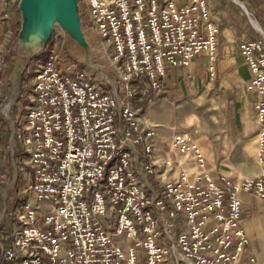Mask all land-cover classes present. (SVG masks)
Instances as JSON below:
<instances>
[{
    "label": "built area",
    "instance_id": "1",
    "mask_svg": "<svg viewBox=\"0 0 264 264\" xmlns=\"http://www.w3.org/2000/svg\"><path fill=\"white\" fill-rule=\"evenodd\" d=\"M79 2L115 77L93 62L63 70L54 50L32 68L12 133L25 182L0 212V264H257L244 252L240 193L264 201V37L238 44L256 96L259 173L218 179L180 130L166 146L197 171L174 177L178 161L155 157L158 125L140 103L159 95L170 68L215 57L208 1Z\"/></svg>",
    "mask_w": 264,
    "mask_h": 264
},
{
    "label": "crops",
    "instance_id": "2",
    "mask_svg": "<svg viewBox=\"0 0 264 264\" xmlns=\"http://www.w3.org/2000/svg\"><path fill=\"white\" fill-rule=\"evenodd\" d=\"M207 1L217 26L215 57L210 59L206 52H201L188 66L170 68L163 89L145 102L144 115H141L158 125L154 148L157 160L160 162L164 156H170L178 161L173 167L174 177L182 170L190 177L197 171L192 161L166 146L175 132L188 130L205 156L207 170L218 179L224 175L238 182L260 171L256 96L245 87L251 71L238 44L245 38L264 37L249 17L251 15L264 31V0H239L249 13L234 0ZM11 2L0 0V115L11 121L10 139L15 128L13 118L20 114L28 100L25 85L30 76L24 70L31 67L34 51L33 43L30 46L26 43V48L21 49L26 55L13 52L2 64V53L14 31L9 22L14 13L10 9ZM240 196V225L249 239L244 252L254 254L257 264H264V201L248 192L242 191Z\"/></svg>",
    "mask_w": 264,
    "mask_h": 264
},
{
    "label": "rangeland",
    "instance_id": "3",
    "mask_svg": "<svg viewBox=\"0 0 264 264\" xmlns=\"http://www.w3.org/2000/svg\"><path fill=\"white\" fill-rule=\"evenodd\" d=\"M21 0H12L10 9L14 12L9 19L11 29L14 30L11 34L10 41L2 53V64L8 59L10 54L19 51L22 55H26L22 48L24 45L30 46L33 43V53L31 57V67L26 68L24 72L31 77L32 67L47 56V54L54 50L60 61V67L63 70L76 68L82 66L86 70L93 69L91 62L97 64L104 73L108 76H114L111 66L108 62V51H104L98 38L89 34L87 30L80 23V30L83 35L82 39L75 37V33L62 26L55 20L49 27L47 32H33L29 22L31 15L25 17L20 9ZM235 1V0H234ZM239 1V0H238ZM236 2V1H235ZM241 2V1H240ZM8 3V2H7ZM238 3V2H237ZM243 3V2H242ZM239 4V3H238ZM8 4H6L7 6ZM79 19L84 18V11L81 2H77ZM241 6V5H240ZM242 7V6H241ZM243 8V7H242ZM17 12V14H15ZM17 17L20 19L17 20ZM252 23L260 30L257 21L249 15ZM254 20V21H253ZM256 22V24H255ZM85 32V34H84ZM36 35V36H34ZM10 46V47H9ZM9 48V50L7 49ZM21 50V51H20ZM31 50V49H30ZM72 66L70 67V65ZM4 67V66H1ZM29 69V70H28ZM96 70V69H95ZM27 75V76H28ZM30 77L28 85L25 90L29 88ZM115 77V76H114ZM4 100V99H3ZM2 100V101H3ZM145 101L140 103V114L144 115ZM1 113V111H0ZM10 116V115H9ZM19 115L13 118L14 127L17 123ZM15 119V120H14ZM0 212L5 206H10L19 188L24 185L25 179L20 169V154H18L17 143L15 138L10 139V129L12 127L11 121L5 116L0 115ZM5 219V218H4ZM6 220V219H5Z\"/></svg>",
    "mask_w": 264,
    "mask_h": 264
},
{
    "label": "water",
    "instance_id": "4",
    "mask_svg": "<svg viewBox=\"0 0 264 264\" xmlns=\"http://www.w3.org/2000/svg\"><path fill=\"white\" fill-rule=\"evenodd\" d=\"M53 4V8L49 11V17L47 20L42 19V15H39L36 5L33 0H21L20 9L25 17L31 15L29 25L33 32H47L51 24L57 20L62 26L75 33V37L82 39L83 35L79 28L80 19L78 14V0H50ZM39 19V21H38ZM36 36V35H34Z\"/></svg>",
    "mask_w": 264,
    "mask_h": 264
},
{
    "label": "bare ground",
    "instance_id": "5",
    "mask_svg": "<svg viewBox=\"0 0 264 264\" xmlns=\"http://www.w3.org/2000/svg\"><path fill=\"white\" fill-rule=\"evenodd\" d=\"M33 1L36 5V8H37L39 15H42V17H43L42 19L47 20L49 17V11L51 8H53L52 7L53 4L51 3V1L50 0H33ZM235 1L238 2L243 7V9H245V11H247L244 3H242L238 0H235ZM247 13H249V12L247 11ZM38 21H39V19H38ZM255 24H256V22H255ZM260 30L262 31V33H264V31L262 29H260ZM6 107H7V104H6Z\"/></svg>",
    "mask_w": 264,
    "mask_h": 264
},
{
    "label": "trees",
    "instance_id": "6",
    "mask_svg": "<svg viewBox=\"0 0 264 264\" xmlns=\"http://www.w3.org/2000/svg\"><path fill=\"white\" fill-rule=\"evenodd\" d=\"M154 98V97H153ZM153 98H151V99H153ZM148 100H150V99H146V101H148Z\"/></svg>",
    "mask_w": 264,
    "mask_h": 264
}]
</instances>
